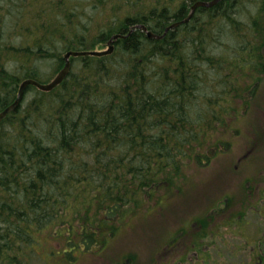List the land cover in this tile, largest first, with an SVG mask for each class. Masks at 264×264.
<instances>
[{
	"label": "trees",
	"instance_id": "obj_1",
	"mask_svg": "<svg viewBox=\"0 0 264 264\" xmlns=\"http://www.w3.org/2000/svg\"><path fill=\"white\" fill-rule=\"evenodd\" d=\"M196 1L0 0V111L24 78L54 77L67 51L102 49L113 34H127L110 54L70 56L59 85H28L1 120L0 264H67L73 251L101 254L126 214L162 206L180 189L186 164L203 166L210 132L234 103L219 86L235 95L245 84L228 80L232 65L242 71L240 60L254 56L250 68L260 73L250 82L264 74V0H255L260 12L247 25L240 0H219L161 38L137 27L160 35ZM223 23L233 26L223 31L227 40L209 49ZM250 95L238 93L242 110ZM232 109L237 124L239 108ZM53 242L67 247L44 252Z\"/></svg>",
	"mask_w": 264,
	"mask_h": 264
},
{
	"label": "rangeland",
	"instance_id": "obj_2",
	"mask_svg": "<svg viewBox=\"0 0 264 264\" xmlns=\"http://www.w3.org/2000/svg\"><path fill=\"white\" fill-rule=\"evenodd\" d=\"M238 6V12L244 11L245 16H247H241L246 25L251 23L250 17L256 16L260 12L258 1L255 0H240ZM232 27L230 23L229 25L223 23L220 31L213 28L212 43L208 45V48H217L223 41L227 40L223 31L228 29L229 32ZM215 52L217 53V50ZM261 55L264 58V51L261 52ZM247 58L249 59L240 60L245 67L242 71L236 66L238 64L232 65V70L236 75L234 77L232 75L228 80L231 79L233 80L231 83H235L238 77V83L245 81V84L236 85L235 95H232L233 92L227 91V87L219 86L220 93L227 96L229 101L234 102L230 103L232 108H239L238 113L242 117L235 126L236 131L231 126L233 119L231 118V121L230 117H226L210 132L216 137L215 139L221 138L225 141L222 144L223 148H226L224 152L206 151L208 163H203V166L186 164V167L182 168L184 175H180L177 181L181 185L180 189L163 198L162 206L153 208L150 213L131 212L126 214L123 219L126 220L125 223L109 242L110 247L101 254L100 252L94 254V252H84L83 250L73 251L76 257L67 264H110L115 260L122 259L124 255L130 258L132 264H264V259L260 260L251 256L259 247L260 251L258 252L263 254L264 258V180L258 181L264 179V158L261 156L256 160L252 151V154H248L245 160L242 158L240 162H237L238 167L234 166L238 156L247 152L246 144L249 137H252L253 133L251 132L260 129L264 135V125L261 124L264 120V74L259 80L250 82L253 78L257 79L260 72L250 68L251 62H257V58L254 56H247ZM217 80L222 85L227 86V83L221 79L218 78ZM249 82L252 84H248ZM204 89L213 92L209 87H204ZM239 92L242 95L251 94L248 98H252L243 116L242 107L238 105L242 102L241 97L238 96ZM214 94L217 93L214 92ZM255 102L258 104L257 107L262 109L254 112L256 109ZM231 106L229 109L233 111L234 115L236 111ZM230 110L228 115L232 113ZM233 124L235 125L234 122ZM260 141L264 143L263 138ZM247 182L250 184L247 185ZM249 189L255 190L258 195V197L254 196L253 199L249 197V201L255 205L252 210L249 209L250 203L246 201V194L252 192ZM225 198L229 206V209H224L225 212H228V228H226L225 219L212 227L220 226L221 229H218L214 236L219 237V240L226 241V243H209L204 248L206 251H202V249L198 253L185 256L181 262H176L174 255H169L165 259H159L156 256L155 248L159 249L166 244L165 239L179 236L180 232L186 237L194 236L196 225L192 223L195 218L200 220L201 217L209 214L212 222L214 217L221 219L222 217L218 216L220 215V206L223 205ZM214 203L216 207L213 209ZM261 208L263 213H259ZM143 213L149 215L146 217ZM145 218L149 223L141 224ZM238 227L242 228L241 231L238 230ZM244 236L255 238V240H247ZM66 245L57 242L50 243V245L44 244L43 251L46 252L51 247H57L62 253L67 247ZM172 253V251L168 252V254ZM55 256L58 257V255Z\"/></svg>",
	"mask_w": 264,
	"mask_h": 264
},
{
	"label": "flooded vegetation",
	"instance_id": "obj_3",
	"mask_svg": "<svg viewBox=\"0 0 264 264\" xmlns=\"http://www.w3.org/2000/svg\"><path fill=\"white\" fill-rule=\"evenodd\" d=\"M250 101V100H249ZM248 101V103H249ZM249 105H247L248 107ZM254 106H256V109H254V112L257 110H260L262 108H258V104H254ZM247 107L245 109H243L242 111V116L245 115V112L247 111ZM264 110V109H263ZM228 108H226L225 110H223L221 112L222 118H226L229 117L228 115ZM241 117V116H239ZM230 120L232 121V119L230 118ZM240 120V119H238ZM237 120V121H238ZM222 123V121H221ZM226 123V120H225ZM262 125H264V120L261 122ZM227 126V123H226ZM233 130H235V126L233 124H231ZM216 127V126H215ZM258 129V128H257ZM236 131V130H235ZM253 133L251 136L249 137V140L246 144L247 147V152H245V154H243L242 156H238L236 163L234 164L235 167H238L237 162H240L242 160V158L247 157L248 154H253L255 157V159L257 160L259 157H263L264 158V143L261 142L260 140H262V138L264 139V135L262 134V132L260 131V129H258V131L255 132H251ZM216 137H214L213 134H211L210 139H207V143L209 144V147L211 148L212 152L217 151L218 150L221 152H224L223 145L224 144V140L221 138L215 139ZM248 138V137H247ZM245 156V157H244ZM204 163H208V159L204 158ZM237 175V174H234ZM259 179V178H258ZM264 179H259L258 181L262 182ZM250 184L247 182V185ZM250 191L252 190V192L247 193L246 194V201H248L250 203L249 205V209L252 210L253 207H255L254 203H252V201H249V197H251V199H253L254 196H257V192L253 189H249ZM222 200V199H220ZM213 209L216 207L215 203L213 204ZM210 207V208H212ZM209 208V209H210ZM221 210H220V215L218 217H222L221 219H215L217 217H214V220L212 222V218L210 217L209 214L205 215L204 217H201L200 220H197L198 218H195V220L193 221V225H196V228L194 230V236L192 237H186L182 232H180L179 236H173L171 238H167L164 240L167 241L166 244H164L161 248L163 250L162 253L158 254V258L159 259H165L167 258L169 255H174V259L176 260V262H181L183 259H185V256H189L192 253H198L200 252L202 249V251H206L205 246H207L209 243H213V242H221V243H226V241L223 240H219V237H215L214 235L217 234L215 232H217L218 229H221L220 226L219 227H215L213 228V225H216L217 223H220V221H224L223 219H225L226 221V225H227V211L225 212L224 209H229L228 206V202L227 199H223V205L220 206ZM259 213H263L262 208L261 210H259ZM228 228V225L227 227ZM242 228L238 227V230L241 231ZM244 238H246L247 240H255V238H249L247 236H244ZM172 251V254H168V252ZM260 249H257L254 255H251L260 260H263V254H259ZM254 253V252H252ZM168 254V255H167ZM118 263H126V264H132L130 261V258L127 255H124L122 259L119 260H115L114 262H111L110 264H118Z\"/></svg>",
	"mask_w": 264,
	"mask_h": 264
},
{
	"label": "water",
	"instance_id": "obj_4",
	"mask_svg": "<svg viewBox=\"0 0 264 264\" xmlns=\"http://www.w3.org/2000/svg\"><path fill=\"white\" fill-rule=\"evenodd\" d=\"M216 0H213L211 2H202V1H197L193 6H191V13L193 12V10L195 9V7L197 5H210L213 2H215ZM188 18H186L183 21H186ZM179 24V22H174L171 25L168 26V28L173 27V26H177ZM147 35L149 37H155V38H160L162 37L164 34H154L151 31L147 30ZM114 37H119V36H123L121 34H114ZM109 46L107 49L104 50H80V51H69L66 54V60L65 63L63 65V67L58 71V73L48 82H40L34 78H25L23 79L18 87L17 90V94L15 99L9 104L7 105L5 108H3L0 111V122L1 120L11 111H13L21 102L25 89L28 85H34L35 87H37L40 90H44V91H49L52 90L53 88H55L57 85H59L64 78L67 76L69 67H70V55L72 56H76V55H86V54H93V55H97V56H103V55H107L110 54L113 51V45L111 44V41L109 40ZM118 264H126V263H118Z\"/></svg>",
	"mask_w": 264,
	"mask_h": 264
},
{
	"label": "bare ground",
	"instance_id": "obj_5",
	"mask_svg": "<svg viewBox=\"0 0 264 264\" xmlns=\"http://www.w3.org/2000/svg\"><path fill=\"white\" fill-rule=\"evenodd\" d=\"M197 1L211 2V1H213V0H210V1L197 0ZM197 1H196V2H197ZM217 1H219V0H216V1L213 2L212 4H215ZM220 1H221V0H220ZM228 1H229V0H228ZM236 1H237V0H236ZM238 1H239V0H238ZM196 2H194L193 5H194ZM228 3H229V2H228ZM212 4H210V5H212ZM226 4H227V3H226ZM232 4H233V3H232ZM193 5H192V6H193ZM201 5H202V4H201ZM210 5H209V6H210ZM234 5H235V4H234ZM199 6H200V5H197V6L195 7V9H197V7H199ZM206 6H208V5H206ZM200 7H201V6H200ZM238 7H239V6H238ZM246 7H247V6H246ZM223 8H224V7H223ZM195 9H194V10H195ZM233 9H234V8H233ZM194 10H193L192 13H191V11H190V13L188 12L189 15H188L186 18L189 19V18L192 16V14L194 13ZM227 10H228V9H227ZM227 10H226V11H227ZM234 10H235V9H234ZM220 12H221V11H220ZM235 12H236V11H235ZM223 13H224V12H223ZM243 13H244V12H243ZM247 13H248V12H247ZM212 14H213V13H212ZM234 16H235V15H234ZM215 17H216V16H215ZM186 18H185V19H186ZM237 18H239V16H238ZM185 19H184V20H185ZM188 19H187V20H188ZM206 19H207V18H206ZM211 19H212V18H211ZM229 19H230V18H229ZM235 19H236V18H235ZM187 20H186V21H187ZM213 20H215V19L213 18V19L211 20V22H212ZM242 20H243V19H242ZM203 21H204V20H203ZM229 21H230V20H229ZM176 22H179V24H180V23H183V20L176 21ZM187 22H188V21H187ZM215 22H216V21H215ZM230 22H231V21H230ZM172 23H174V22H172ZM172 23L168 24V25L165 27V30H164V32H163L162 34L165 35L169 29L175 27V26H173V27L168 28V26L171 25ZM205 23H206V22H205ZM233 23H234V22H233ZM179 24H178V25H179ZM137 27L141 28L143 31H147V30L150 31L149 29H147V27H146L145 24H138ZM221 27H222V26H221ZM128 28H129V27H128ZM131 28H132V27H131ZM135 28H136V27H135ZM151 32H152V31H151ZM127 33H128V32H127ZM153 33H154V34H157V33H155V32H153ZM115 34H121V35H123V36L114 37V36H113L114 34H113L112 37L109 39V40L111 41V44L113 45V51H114V44H113L114 40H116L117 38H124V37L127 35V34H122V33H120V32H117V33H115ZM160 35H161V34H160ZM160 38H161V37H160ZM109 40L107 41V45H106L105 48H102V49H93V50H104V49H107L108 46H109V44H108V43H109ZM69 51H80V50H69ZM69 51H67V52L65 53V55H64V56H65V60H66V54H67ZM86 55H89V54H86ZM91 55H93V54H91ZM70 56H71V55H70ZM72 56H73V55H72ZM76 56H77V55H76ZM95 56H97V55H95ZM69 68H70V67H69ZM68 72H69V70H68ZM67 74H68V73H67ZM26 119H27V118H26Z\"/></svg>",
	"mask_w": 264,
	"mask_h": 264
}]
</instances>
